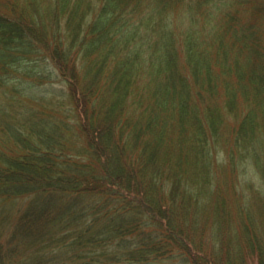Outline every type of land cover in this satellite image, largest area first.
<instances>
[{
    "label": "trees",
    "instance_id": "trees-1",
    "mask_svg": "<svg viewBox=\"0 0 264 264\" xmlns=\"http://www.w3.org/2000/svg\"><path fill=\"white\" fill-rule=\"evenodd\" d=\"M0 134V264H264V0L7 3Z\"/></svg>",
    "mask_w": 264,
    "mask_h": 264
},
{
    "label": "rangeland",
    "instance_id": "rangeland-1",
    "mask_svg": "<svg viewBox=\"0 0 264 264\" xmlns=\"http://www.w3.org/2000/svg\"><path fill=\"white\" fill-rule=\"evenodd\" d=\"M14 0H0V9L1 10H4V8L6 7V4L7 3H11V2H13ZM22 1V0H21ZM21 1L20 0H16V2H18V3H21ZM40 2L42 3V5H46L47 4V2H48V0H40ZM43 85V84H42ZM41 85V91H39V94H49V93H47V91H46V87H47V85L48 84H45L46 86H42ZM59 83H55L54 84V88L55 89H58L59 88ZM233 125V122H228V124L226 125V127H228L227 128V130L229 131L230 129H231V126ZM225 135L228 137V135H227V133H225ZM1 137H2V135L0 134V139H1ZM228 142V141H227ZM229 143V142H228ZM225 147V146H224ZM248 264H257L256 263V261H255V259H253V260H250V262L248 263Z\"/></svg>",
    "mask_w": 264,
    "mask_h": 264
}]
</instances>
